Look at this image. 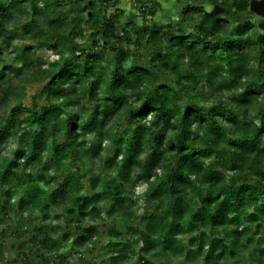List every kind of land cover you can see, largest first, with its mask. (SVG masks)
Masks as SVG:
<instances>
[{"label": "clouds", "instance_id": "1", "mask_svg": "<svg viewBox=\"0 0 264 264\" xmlns=\"http://www.w3.org/2000/svg\"><path fill=\"white\" fill-rule=\"evenodd\" d=\"M88 3L0 0V264H114L111 229L126 264H264V193L225 191L264 184V35L241 39L225 0ZM178 188L190 209L223 198L224 226L173 216Z\"/></svg>", "mask_w": 264, "mask_h": 264}, {"label": "trees", "instance_id": "2", "mask_svg": "<svg viewBox=\"0 0 264 264\" xmlns=\"http://www.w3.org/2000/svg\"><path fill=\"white\" fill-rule=\"evenodd\" d=\"M230 2V7L227 6ZM225 7H221L219 4L214 5L215 7H221V13L227 14L231 9H235L237 12L243 13V15L240 17L241 23L236 24V29L240 30V38L243 39L245 37H249V34L252 33L253 28H255L260 35H264V7L261 6V9L256 11L254 7L256 5H261V0H255V3H253V0H225ZM91 0H89V3L84 5V7L80 8L79 10L81 12L85 11V9L90 8ZM33 14L35 15V9H33ZM92 13L88 12V16L91 19ZM222 18V16L220 17ZM12 19H14V15L12 11H9L8 6L4 4H0V21L3 23H8ZM48 26L54 27L57 30V33L60 28L63 27L62 24L57 25L54 20H50L47 22ZM27 25H23L22 28H26ZM203 30V29H202ZM111 31V27L109 26L108 30L105 32V35H107ZM27 34V33H25ZM257 41H259V36L257 37ZM25 51L31 50V45H25L24 48ZM257 50L260 51L261 55H264V50L259 49V45L257 43ZM91 55V54H90ZM162 55L161 53H157V58ZM67 63V61H66ZM7 67V66H6ZM63 70V67L59 69L58 71ZM57 72H52L48 74L47 79L51 80L53 79L57 74ZM246 91H254L251 87L247 88ZM6 99V97H5ZM17 108L20 106L17 105ZM52 107H57V105H53ZM44 111H47V109H44ZM40 116V113H36L34 116L33 122L35 120H38ZM143 133L141 132H128L126 133L127 139L129 143L132 142L133 137H138L143 142ZM237 144H245L247 143L244 140H237L235 141ZM185 149H187V145H185ZM187 155H191V153H185ZM253 175H260L264 176V172L260 168H256ZM243 188L245 191L241 194L244 197L251 196L254 192L264 193V184H262L260 181H256L253 184H248L245 182L244 184L238 185L237 189H225L226 192H233L237 191L238 189ZM34 195L33 190L28 189L26 190V196L32 197ZM59 195V190H56L52 193L53 199ZM170 196H174L175 199L172 202V215L173 216H179L181 219L186 218V222L191 225L192 221L195 220L197 223H200L201 220L204 221L203 227L205 231L211 230L213 232L218 231L220 228H222L224 225L222 223H213L214 219H219L222 215V209L221 205L224 203V199H217L214 200L211 204L207 202V198H205L203 201H201V206L197 207L195 209H190L186 203V201L181 196V190L178 188L175 192L169 193ZM24 197L21 198L23 200ZM77 199H80V197H77ZM179 201V203H177ZM32 203H35V199H32ZM24 207H27V205H24ZM71 211V209L69 210ZM260 218V215H257V219ZM257 228H259V225H257ZM179 231L178 226L173 225L168 227L164 234V240H162L160 243L165 248L166 251H171L175 248V240H174V234ZM109 235L113 237V239L109 242L112 246V249L116 251L119 255L118 258L114 261V264H126L128 259V253L130 251L131 246L127 243H121V241L118 239L119 232L115 229L109 230ZM201 235H204V232L201 233ZM214 245H216V239L215 237L208 241L207 248H200L199 254L204 256L205 259H207L208 254L213 252ZM144 252L145 256L152 251V247H146L141 250ZM234 250L225 249L223 256L227 257L229 256L230 252H233ZM219 255V253H216ZM145 264H151V262L146 261Z\"/></svg>", "mask_w": 264, "mask_h": 264}, {"label": "rangeland", "instance_id": "3", "mask_svg": "<svg viewBox=\"0 0 264 264\" xmlns=\"http://www.w3.org/2000/svg\"><path fill=\"white\" fill-rule=\"evenodd\" d=\"M254 9L256 10V11H258V10H260L261 9V5H256L255 7H254ZM23 95L24 96H31V91L29 90V89H25L24 90V92H23Z\"/></svg>", "mask_w": 264, "mask_h": 264}, {"label": "snow or ice", "instance_id": "4", "mask_svg": "<svg viewBox=\"0 0 264 264\" xmlns=\"http://www.w3.org/2000/svg\"><path fill=\"white\" fill-rule=\"evenodd\" d=\"M253 3H255V0H253ZM261 6L264 7V0H261Z\"/></svg>", "mask_w": 264, "mask_h": 264}]
</instances>
